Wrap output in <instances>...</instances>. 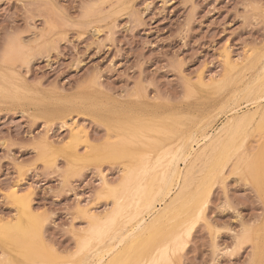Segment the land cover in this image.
<instances>
[{
	"label": "rangeland",
	"instance_id": "rangeland-1",
	"mask_svg": "<svg viewBox=\"0 0 264 264\" xmlns=\"http://www.w3.org/2000/svg\"><path fill=\"white\" fill-rule=\"evenodd\" d=\"M262 71L264 0H0V81L13 89L0 94V264H83L97 229H130L145 213L141 184L151 196L181 145L205 134L175 159L182 183L147 214L164 216L152 251L126 260L264 264ZM120 197L135 204L97 228L92 216L113 215Z\"/></svg>",
	"mask_w": 264,
	"mask_h": 264
},
{
	"label": "bare ground",
	"instance_id": "bare-ground-1",
	"mask_svg": "<svg viewBox=\"0 0 264 264\" xmlns=\"http://www.w3.org/2000/svg\"><path fill=\"white\" fill-rule=\"evenodd\" d=\"M230 55V54H229ZM234 62V61H233ZM228 63H229V61H228ZM263 68V67H262ZM3 72V71H2ZM262 72H264V71H262ZM258 75V74H257ZM3 76H5V75H3ZM2 77V76H1ZM264 77V76H263ZM258 78V77H257ZM261 78V77H260ZM5 79V78H4ZM8 79H9V77H8ZM11 79V78H10ZM15 79V78H14ZM1 80V79H0ZM3 80V79H2ZM7 80V79H6ZM257 80V79H256ZM255 80V81H256ZM12 82V81H11ZM10 82V83H11ZM17 82V81H16ZM204 83V82H203ZM260 83V82H259ZM6 84V83H5ZM5 84L4 83H2V81H0V94H5V95H10L11 93L10 92H12V88H10V89H12L11 91H10V89H8L9 87H6L5 86ZM9 84V83H8ZM11 84H13V83H11ZM249 84V83H248ZM10 85V84H9ZM17 85V84H16ZM24 85V84H23ZM22 85V86H23ZM253 85V84H252ZM261 85H263V84H261ZM22 86H21V88H22ZM264 86V85H263ZM263 86H262V91H263ZM11 87V86H10ZM15 88V87H14ZM246 88L248 89V86H246ZM246 88H245V90H246ZM9 91H8V90ZM16 89V88H15ZM261 89V86H260V88H259V90ZM244 90V91H245ZM248 91V90H247ZM14 92V91H13ZM27 93V92H26ZM246 93V92H245ZM263 94H264V92H262ZM13 94V93H12ZM24 94V93H23ZM238 95V94H237ZM256 95V94H255ZM29 96V95H28ZM233 96V95H232ZM245 96V95H244ZM258 96H260V92H259V94H258ZM14 97V96H13ZM236 97V96H235ZM261 97V100H262V97H264V95L263 96H260ZM228 98V97H227ZM238 98H234L233 100H232V102L230 103H228V104H226V106H225V104L223 105V106H225V109L226 108H228L227 109V111L230 113V112H232V111H234V113L236 112V109L234 110V107L235 106H233V104H235V102H236V100H237ZM256 99L258 100V98L256 97ZM264 99V98H263ZM259 101V100H258ZM254 102V101H253ZM255 102H256V100H255ZM227 103V102H226ZM256 104V103H255ZM261 104V103H260ZM263 105H264V103H263ZM220 107H222V106H220ZM258 107V106H257ZM224 108V107H223ZM256 108V107H255ZM255 108L253 109V110H255ZM264 108V107H263ZM224 109V110H225ZM251 110V109H250ZM253 110H251L250 112H248V113H246V114H244V115H241V116H237V117H235V120H234V122H233V125L232 126H234V128H233V132H235V133H237L239 130H241V129H243L245 126L247 127V125L249 124V122H251V120H252V118L255 116V114H256V111L255 112H252ZM263 110V109H262ZM247 111V110H246ZM261 111V110H260ZM239 113V112H238ZM263 113H264V111H263ZM228 114V113H227ZM258 114V113H257ZM262 114V113H261ZM226 115V114H225ZM234 115V114H233ZM264 115V114H263ZM228 116V115H227ZM170 117V116H169ZM257 117V116H256ZM159 118V117H158ZM164 118H165V116H164ZM172 118V117H171ZM170 118V119H171ZM176 118V117H175ZM230 119L231 118H233V117H229ZM261 118H263L262 116H261ZM260 118V119H261ZM167 119H168V117H167ZM169 119V120H170ZM234 119V118H233ZM165 120V119H164ZM176 120V119H175ZM167 121V120H166ZM228 121V120H227ZM253 121V120H252ZM254 121H256L255 120V118H254ZM260 121H262V119L261 120H259V122ZM176 122V121H175ZM68 123V122H67ZM175 124V123H174ZM247 124V125H246ZM255 124H257V121H256V123ZM79 125V124H78ZM205 126L206 125H208V122L206 123L205 122V124H204ZM223 125V124H222ZM250 125V124H249ZM73 126V125H72ZM76 126V125H75ZM177 126V125H176ZM224 126H225V124H224ZM228 126V125H227ZM252 126H253V124H252ZM257 126H259V125H257ZM263 126V125H262ZM261 126V127H262ZM222 127V126H221ZM221 127H219V128H221ZM74 128V127H73ZM205 128V127H204ZM252 128V127H251ZM250 128V129H251ZM259 128V127H258ZM263 128H264V126H263ZM197 129V128H196ZM228 129H229V127H228ZM235 129V130H234ZM257 129V128H256ZM83 130V129H82ZM81 130V131H82ZM247 130V129H246ZM249 130V129H248ZM247 130V131H248ZM72 131H73V129L71 130V133H72ZM131 131V130H130ZM137 131V130H136ZM143 131V130H142ZM189 131V130H188ZM187 131V132H188ZM221 131V130H220ZM231 131V130H230ZM243 131V130H242ZM76 132V131H75ZM120 132V131H119ZM186 132V133H187ZM74 133V132H73ZM84 133V132H83ZM202 133V132H201ZM229 133V132H228ZM242 133H244V132H242ZM242 133H239L240 134V136H241V134ZM223 134V133H222ZM246 134H248L247 132H246ZM116 135V134H115ZM120 135H121V133H120ZM119 135V136H120ZM156 135V134H155ZM162 135H164V134H162ZM181 135V134H180ZM200 135V134H199ZM198 135V136H199ZM210 135L211 134H205V135H202L201 137H197L196 135L194 136V137H191L190 136V145L188 144V143H183L184 142V140L182 141V145H181V149H179L180 151H178L177 153H178V155L177 156H175V155H173V157L170 159V161H169V166H168V168H167V171H166V173L164 174V176H166L165 178H164V176H163V179L161 180V183H160V185L158 186V188L155 190V192L151 195V196H149V195H147L148 194V191L150 190V183L149 182H147L146 183V181L145 182H143L142 184H141V186H140V192H139V194H141V196L139 197V200H136L137 201V205L138 206H141V203L143 204V206H144V208H143V210H142V212H145L144 214L143 213H136L135 215H134V219H135V223L133 224V226H131V228L130 229H126V231H122V232H120L118 229V231L120 232H118L119 234H117V235H108V236H106V237H104V238H102L101 237V235H102V233H101V231L99 230V229H97V231H98V234H97V237L96 238H93L94 240H95V242H97V245H94L93 247H90V248H87L86 249V251H88V253H85L84 254V257H83V264H102V263H104V260H105V258H106V256L107 255H112V257H111V259H110V262H108V263H111V264H123L124 262H125V260L126 259H128V255L130 254H132V253H134L135 251H140V250H142L143 249V252H145V253H148L149 251H152L151 250V247H154V242H156V237H158L159 235L158 234H161V232L160 233H156L155 235H158V236H156L155 238H154V234H153V232L155 231V225L156 224H154V223H157V222H159V223H162L163 222V214L162 213H158V214H156L155 216H153L152 218H151V220L148 222V220H147V214H149V216L150 215H152V214H154V213H156V209H157V207H156V204H158L157 202H165L170 196H171V194L173 193V191H174V189H175V187H176V185H180V182H181V180L180 179H182V177H177V173H176V169H177V167H176V163H175V159H177V157L178 158H182L181 160H184L183 161V163H186L185 161H187L188 159H190L189 157L193 154V150H194V144L193 143H197V144H199L201 141H206L209 137H210ZM244 135H245V133H244ZM72 136V135H71ZM74 136V135H73ZM72 136V137H73ZM157 136H159V135H157ZM172 136V135H171ZM178 136V135H177ZM185 136V135H184ZM188 136V135H187ZM85 137V136H84ZM186 137V136H185ZM236 137V136H235ZM239 137V136H238ZM243 137V136H242ZM246 137V136H245ZM130 138V137H129ZM177 138V137H176ZM187 138V137H186ZM155 139V138H154ZM158 139V138H157ZM229 139V138H228ZM235 139V138H234ZM239 139V138H238ZM187 140V139H186ZM231 140V139H230ZM240 140V139H239ZM244 139H242L241 141H243ZM119 141V140H118ZM208 141V140H207ZM222 141V140H221ZM238 141V140H237ZM241 141H239V144H238V146L240 145V142ZM73 142V141H72ZM120 142V141H119ZM203 142V143H204ZM225 142H227V141H224V143ZM233 142V141H232ZM81 143V142H80ZM203 143H201V144H199V146L200 145H202ZM229 143V142H228ZM231 143V142H230ZM237 143V142H236ZM178 144V143H177ZM179 144H180V142H179ZM178 144V145H179ZM227 144V143H226ZM233 144H235L234 142H233ZM73 146H74V143L72 144ZM224 145V144H223ZM228 145H230V144H228ZM237 145V144H236ZM113 146V145H112ZM116 146H118V145H116ZM233 146V145H232ZM231 146V147H232ZM241 146V145H240ZM114 147V146H113ZM179 147V146H178ZM220 147V146H219ZM228 147V146H227ZM234 147H237V146H234ZM72 148V147H71ZM88 148V147H87ZM160 148V147H159ZM73 150H74V148H72ZM112 149V148H111ZM138 149V148H137ZM221 149V148H220ZM223 149V148H222ZM231 149H233V148H231ZM230 149V150H231ZM238 150H239V148H237ZM118 150V149H117ZM128 150V149H127ZM144 150V149H143ZM228 151H229V149H227ZM226 150V151H227ZM235 150V149H234ZM135 151V150H134ZM222 151V150H221ZM225 151V154L227 153H229V152H226ZM236 151V150H235ZM74 152V151H73ZM120 152V151H119ZM223 152V151H222ZM221 152V153H222ZM231 152H232V150H231ZM231 152L229 153V155L231 154ZM71 153H72V151H71ZM75 153V152H74ZM78 153V152H77ZM77 153L75 154L76 156H77ZM158 152H155V155H159V154H157ZM236 153V152H235ZM79 154V153H78ZM225 155L226 156V158L229 156V155ZM72 155V154H71ZM82 155V154H81ZM88 155V154H87ZM86 155V156H87ZM224 155V154H223ZM222 155V156H223ZM232 155H233V153H232ZM234 155H237V154H234ZM151 156V153L150 152H145L144 153V155L142 156L143 157V159L145 160V159H147V158H149ZM216 156H218L217 154H216ZM224 156V157H225ZM231 156V155H230ZM72 157H74V156H72ZM78 157V156H77ZM79 157H81L80 155H79ZM83 157V156H82ZM88 157V156H87ZM68 158V157H67ZM84 158V157H83ZM237 158V157H236ZM247 158V157H246ZM223 159V158H222ZM230 159H234V158H230ZM229 159V160H230ZM159 159H157L156 161H158ZM219 160V159H218ZM223 160H225V159H223ZM228 160V159H227ZM228 160V161H229ZM110 161V160H109ZM217 161V160H216ZM215 161V162H216ZM227 161V162H228ZM129 162V161H128ZM131 162V161H130ZM146 162H148V159H147V161ZM145 162V163H146ZM190 162V161H189ZM208 162V161H207ZM214 162V161H213ZM222 162V161H221ZM226 162V161H225ZM123 163V162H122ZM217 163V162H216ZM215 163V164H216ZM227 165V164H226ZM212 166V168H213V166H214V164H212L211 165ZM222 166V165H221ZM225 166V165H224ZM224 166H223V168H224ZM180 167V166H179ZM217 167V166H216ZM236 168V167H235ZM139 169V168H138ZM211 169V168H210ZM225 169V168H224ZM178 170V169H177ZM181 170V169H180ZM215 170H216V168H215ZM214 170V171H215ZM218 170V169H217ZM150 171V170H149ZM179 171V170H178ZM220 171L221 170H219V173H220ZM127 172V171H126ZM125 172V173H126ZM206 172V171H205ZM211 172H213V171H211ZM218 172V171H217ZM222 172V171H221ZM179 173V172H178ZM215 174V172H213V174L212 175H214ZM129 175V174H128ZM148 175H150V173H148ZM179 175H180V173H179ZM209 175H210V172H209ZM208 175V176H209ZM211 175V176H212ZM219 176V175H218ZM217 176V177H218ZM105 177H106V175H105ZM177 177V178H176ZM215 177V176H214ZM211 178V177H210ZM209 178V179H210ZM177 179H179V181L177 180ZM212 179V178H211ZM208 180V179H207ZM106 181H108V180H106ZM202 182H204V181H202ZM207 181H205L204 183H206ZM133 183V182H132ZM182 183V182H181ZM203 184V183H202ZM212 184V183H211ZM128 185V184H127ZM204 185V184H203ZM210 185V184H209ZM208 185V186H209ZM185 186V185H184ZM198 186V185H197ZM201 186V185H200ZM204 186H207V183L204 185ZM103 187V186H102ZM210 187V186H209ZM208 187V188H209ZM199 188V187H198ZM197 188V189H198ZM205 188V190L203 191V193L206 191V188L207 187H204ZM105 189V188H104ZM209 189H211V188H209ZM102 190V189H101ZM108 190V189H107ZM132 190V189H131ZM15 191V190H14ZM18 191H19V189H18ZM104 191H106V190H104ZM211 191V190H210ZM209 191V192H210ZM100 192V191H99ZM187 192V191H186ZM194 192V191H193ZM202 192V191H201ZM208 192V193H209ZM179 193H180V191H179ZM203 193H201V195L203 194ZM17 194V193H16ZM20 193L18 192V195H19ZM146 194V195H145ZM174 194V193H173ZM185 194V193H184ZM190 194V193H189ZM205 194V193H204ZM21 195V194H20ZM122 195V194H121ZM188 195V194H187ZM144 196H146V198L144 199ZM190 196V195H189ZM188 196V197H189ZM205 196V195H204ZM204 196H202V197H199V198H201V200H202V198L205 200V198H204ZM210 196V195H209ZM208 196V197H209ZM19 198V197H18ZM171 198V197H170ZM169 198V199H170ZM186 198V197H185ZM185 198H183V199H185ZM198 198V199H199ZM21 200H23L22 198H20ZM27 199V198H26ZM25 199V200H26ZM29 199V198H28ZM27 199V200H28ZM208 199V198H207ZM13 200H15V199H13ZM25 200H24V202H25ZM196 200V199H195ZM203 200V201H204ZM16 201V200H15ZM18 201V200H17ZM17 201H16V203H17ZM30 201V200H29ZM180 201V200H179ZM184 201V200H183ZM187 201V200H186ZM185 201V202H186ZM207 201V200H206ZM206 201H204V202H206ZM19 202V201H18ZM181 202V203H180ZM178 204L179 205H181L182 203V205H187V203H184V202H182V201H180ZM199 202V201H198ZM201 202V201H200ZM29 204H30V202H28ZM203 203V202H202ZM135 203H133L132 204V202H126L125 200H123L122 199V197H120L118 200H117V202H116V204H115V206H116V208H115V211H114V213H113V215H95V216H92V217H95V226L97 227V228H99V225L101 224V221H102V219L104 218V217H108V219L110 218V221H112V220H114V218H115V213L117 214L119 211H121V210H126V207H131V205H134ZM177 204V203H176ZM207 204V203H206ZM17 205V204H16ZM23 205V204H22ZM184 205V206H185ZM29 206V205H28ZM27 206V207H28ZM184 206H180V208L181 207H183L184 208ZM189 206V205H188ZM200 206V205H199ZM24 207H25V205H24ZM164 207V206H163ZM174 207V206H173ZM18 208V207H17ZM21 208V207H20ZM31 208V207H30ZM196 208V207H195ZM200 208H201V206H200ZM202 208H204V207H202ZM24 209V208H23ZM22 209V210H23ZM177 209H178V207H177ZM186 209V208H185ZM188 209V208H187ZM198 209V208H197ZM21 209H19L18 211H20ZM26 210H29V208L28 209H26ZM89 210V209H88ZM87 210V211H88ZM191 209H188V210H185V211H190ZM199 210V209H198ZM25 211V210H24ZM32 211V210H31ZM177 211V210H176ZM181 211V210H180ZM180 211H179V213H180ZM182 211H184V210H182ZM197 211V210H196ZM22 212V211H21ZM30 212V211H29ZM34 212V211H33ZM89 212H91L90 210H89ZM126 212V211H125ZM200 212H201V210H200ZM199 212V213H200ZM23 213V212H22ZM108 213V212H107ZM106 213V214H107ZM184 213V212H183ZM183 213H182V215H183ZM196 213V212H195ZM26 214V213H25ZM94 214V213H93ZM174 214V213H173ZM172 214V215H173ZM187 214V213H186ZM186 214H184V215H186ZM196 214H198V213H196ZM201 214V213H200ZM29 215H31V214H29ZM33 215V214H32ZM91 215V214H90ZM177 215H178V213H177ZM176 215V216H177ZM181 215V214H180ZM18 216V215H17ZM19 216H20V213H19ZM22 216V215H21ZM168 216V215H167ZM32 217V216H31ZM36 217V216H35ZM179 217V216H178ZM21 218H24V217H21ZM33 218H34V216H33ZM37 218V217H36ZM149 218V217H148ZM17 219V218H16ZM15 219V220H16ZM191 219V218H190ZM20 221V217L17 219V221ZM25 220V219H24ZM33 220V219H32ZM184 221V220H183ZM103 222H106L105 220L103 221ZM180 222V221H179ZM182 222V221H181ZM190 222V221H189ZM20 223V222H19ZM35 223H37V222H35ZM178 223V222H177ZM192 223H193V221H192ZM164 224V223H163ZM3 225V224H2ZM35 225V224H34ZM162 225V224H161ZM177 225H179V224H177ZM182 224H180V226H181ZM166 226V225H165ZM169 226V225H168ZM191 226L192 225H190V226H188V228L186 227V228H184V229H182L183 230V232H185V230L187 231V230H189V228H191ZM41 227V226H40ZM177 227V226H176ZM127 228V227H126ZM160 228V227H159ZM161 228H162V226H161ZM182 228V227H181ZM7 229V228H6ZM163 229V228H162ZM161 229V230H162ZM165 229V228H164ZM168 229V228H167ZM175 229V228H174ZM19 229H17V228H15V233L17 234V235H19V231H18ZM35 230H36V228H35ZM116 230V231H117ZM124 230H125V228H124ZM157 230H158V227H157ZM180 230V229H179ZM16 231H18V232H16ZM115 231V230H114ZM113 231V232H114ZM163 231V230H162ZM165 231V230H164ZM171 231V230H170ZM173 231V230H172ZM112 232V233H113ZM140 232H142L140 235H137L138 233H140ZM157 232V231H156ZM159 232V231H158ZM164 233V232H163ZM22 234V233H21ZM89 234V233H88ZM116 234V233H115ZM22 235H24V234H22ZM36 235V234H35ZM162 236V235H161ZM167 236H170V235H167ZM4 237V236H3ZM2 237V238H3ZM177 237H179V239L181 238V239H183V234H181V232H178V234H177ZM9 238V237H8ZM29 238V237H28ZM16 239H18V238H16ZM129 239V241H127ZM3 240V239H2ZM1 240V237H0V241H2ZM5 240V239H4ZM9 240H10V238H9ZM14 240V239H13ZM29 240V239H28ZM81 240V239H80ZM5 242H8V240L6 241L5 240ZM3 243H4V241H3ZM22 243V242H21ZM157 243V242H156ZM5 244V243H4ZM7 244V243H6ZM5 244V245H6ZM14 244V243H13ZM17 244V243H16ZM89 244V243H88ZM138 244H140V246L138 247ZM10 245V244H9ZM8 245V246H9ZM157 246V245H156ZM14 247V246H13ZM12 247V248H13ZM158 247V246H157ZM156 247V248H157ZM11 248V247H10ZM15 249H16V247H14ZM138 248H140V249H138ZM7 249H9V248H7ZM17 249H20V248H17ZM33 249V248H32ZM13 251V250H12ZM15 251V250H14ZM16 251H18V250H16ZM27 251V250H26ZM22 252V251H21ZM129 252V253H128ZM142 252V253H143ZM153 252H155V251H153ZM18 253V252H17ZM33 253H35V252H33ZM84 253V252H83ZM126 253H128V255H126ZM138 253V252H137ZM21 254V253H20ZM19 254V255H20ZM30 254H31V252H30ZM139 254V253H138ZM160 256L158 257V258H156V260H155V262L156 261H159L163 256H165V255H167V251H166V249L165 250H163V251H161L160 253ZM16 255V254H15ZM18 255V256H19ZM24 255V254H23ZM51 255V254H50ZM126 255V256H125ZM141 255V254H140ZM140 255L139 256H137L136 255V257H138V258H142V257H140ZM149 255V254H148ZM17 256V257H18ZM82 256V255H81ZM133 257V256H132ZM135 257V258H136ZM147 257H149V256H147ZM32 258V257H31ZM80 257H78V259H79ZM107 258H108V256H107ZM131 258V257H130ZM170 258H171V256H170ZM22 259V258H21ZM20 259V260H21ZM42 259V258H41ZM40 259V260H41ZM55 259V258H54ZM134 259V258H133ZM148 259V258H147ZM19 260V261H20ZM43 260V259H42ZM136 260H138V259H136ZM136 260H126L127 261V263H125V264H135L136 263ZM143 260V259H142ZM22 261H24V259L22 260ZM43 261H46V260H43ZM58 261V260H57ZM25 262V261H24ZM53 262V261H52ZM79 262H80V259H79ZM81 262H82V260H81ZM81 262H80V264H81ZM26 263V262H25ZM38 263V262H37ZM144 263V262H143ZM22 264V263H21ZM50 264V263H49ZM76 264H78V262H76ZM146 264H147V260H146Z\"/></svg>",
	"mask_w": 264,
	"mask_h": 264
}]
</instances>
